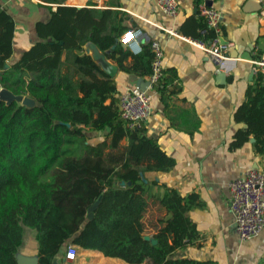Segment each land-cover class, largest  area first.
<instances>
[{"label":"trees","instance_id":"obj_1","mask_svg":"<svg viewBox=\"0 0 264 264\" xmlns=\"http://www.w3.org/2000/svg\"><path fill=\"white\" fill-rule=\"evenodd\" d=\"M64 1L44 0L56 10L48 5L49 20L35 23L38 39L14 59L15 21L0 5V87L36 101L28 107L0 100V264H18L19 248L31 231L38 264H52L56 255L64 260L70 237L79 248L129 263L150 257L154 264H216L167 258L198 235L187 215L192 198L143 179L146 171L170 170L175 159L142 127L131 128L121 118L115 80L82 49L91 41L109 50L107 58L121 69L143 76L151 72L150 43L134 54L112 36L110 10L78 9ZM212 35L203 20L198 39ZM129 56L131 68L122 64ZM106 128L104 137L88 142L86 131ZM259 130L257 149L264 152L258 136L264 127ZM155 186L163 192L155 195ZM101 193L87 219V208ZM150 197L168 215L158 219L155 244L141 236Z\"/></svg>","mask_w":264,"mask_h":264},{"label":"crops","instance_id":"obj_2","mask_svg":"<svg viewBox=\"0 0 264 264\" xmlns=\"http://www.w3.org/2000/svg\"><path fill=\"white\" fill-rule=\"evenodd\" d=\"M177 1L179 10L174 17L163 14L156 0H65L62 5L110 10L111 34L124 49L120 35L130 28L142 29L141 48L152 40L163 46L164 76L150 91L151 112L141 127L149 137L158 140L175 159V165L167 171H146L142 177L191 197L192 207L187 215L198 231L195 239L169 252L167 258L210 260L216 264H264V229L251 239L240 240L229 207V182L251 167H261L264 157V152L257 149L260 144L257 131L264 127V73L255 71L252 62L264 60V0L215 3L222 15L223 37L230 45L232 69L224 81L217 79L215 63L206 53L181 38L200 36L203 23L200 4L197 0ZM0 5L16 25L12 59L38 39L35 23L49 20L48 5L52 11L57 7L44 0H0ZM86 30L90 32L89 27H84ZM90 46V41L85 42L83 52L92 55ZM94 50L101 55V59L94 60L102 68L113 70L111 78L119 95L127 88H146L148 74L140 76L132 70H123L116 60L107 58L109 50L104 52V57L99 48ZM122 64L131 68L132 57ZM90 132L104 137L108 129ZM99 136L89 143L100 140ZM258 136L264 143V133ZM121 142L127 144L126 139ZM156 192L161 194L163 189L155 186L153 193ZM167 216L152 197L147 198L142 238L150 242L154 239L156 243L158 219ZM35 234V231L27 233L19 248L20 264H38ZM55 260L57 264H154L150 257L141 263H129L79 247L75 259L66 261L57 256Z\"/></svg>","mask_w":264,"mask_h":264},{"label":"built area","instance_id":"obj_3","mask_svg":"<svg viewBox=\"0 0 264 264\" xmlns=\"http://www.w3.org/2000/svg\"><path fill=\"white\" fill-rule=\"evenodd\" d=\"M206 0L200 3L201 15L205 25L212 32V37L207 40L181 36L188 43L202 49L215 63L216 75L228 74L232 69L231 58L228 55L229 43L224 39L222 32V15L216 8L217 0H211L207 5ZM262 1V0H261ZM160 11L170 17L177 15L179 3L177 0H156ZM143 34L140 28H130L120 35L119 41L130 51L141 50L140 37ZM129 35L131 38H129ZM153 53L151 72L147 77L145 89L131 87L119 95V111L131 128H139L149 117L151 112L150 100L153 90L164 76L163 71V46L157 41H150ZM255 71L264 73V60H254ZM229 207L234 217L235 232L240 240H248L257 236L264 229V157L261 167H251L243 174L229 182ZM78 246L67 243L64 259H75Z\"/></svg>","mask_w":264,"mask_h":264},{"label":"water","instance_id":"obj_4","mask_svg":"<svg viewBox=\"0 0 264 264\" xmlns=\"http://www.w3.org/2000/svg\"><path fill=\"white\" fill-rule=\"evenodd\" d=\"M205 3L207 5H211L212 4V1L211 0H206ZM91 42V41H90ZM92 46H90L91 48H93V53H91L92 55H90L89 53H87L88 55L91 56V58L94 60V59H101V55H97V53L95 52L94 48H96L98 50V48L96 47V45L91 42ZM86 48V47H85ZM87 50V49H86ZM88 51V50H87ZM89 52V51H88ZM102 57H104L105 53L102 52ZM95 61V60H94ZM96 62V61H95ZM97 63V62H96ZM98 64V63H97ZM99 65V64H98ZM108 65V64H107ZM101 67V66H100ZM102 68V67H101ZM109 76L112 77V75L114 74L113 70H108L106 68H102ZM217 79L219 81H224L225 79V74L224 73H219L217 75ZM0 100H3L5 101L6 104H9L13 101L19 103V101L21 102V105H24V106H28V107H31V106H34L36 105V101L31 98L30 96L28 95H16L14 94L13 92H11L9 89L5 88V87H0ZM101 198H102V193L93 201V203L91 205H89V207L87 208V213H86V217L87 219H90L92 218L93 216V212L94 210L96 209V207L98 206L99 202L101 201ZM146 239H150L149 236H145ZM152 243H155V240L152 239L151 240ZM67 243H72V237L68 238L67 239ZM17 256H19V253L17 254ZM57 256H60V255H56L54 258H53V261H52V264H57L56 263V257ZM61 258V256H60ZM17 261H18V258H17ZM18 264L19 261H18Z\"/></svg>","mask_w":264,"mask_h":264},{"label":"rangeland","instance_id":"obj_5","mask_svg":"<svg viewBox=\"0 0 264 264\" xmlns=\"http://www.w3.org/2000/svg\"><path fill=\"white\" fill-rule=\"evenodd\" d=\"M33 1H36V0H33ZM18 104H21V102L19 101V103ZM86 133V135H87V137H88V142H90L91 143V141H93V138H97L98 136H99V134H95V136H93L94 134L93 133H91L90 131H86L85 132ZM100 133H102V132H100ZM100 138L102 137V135H100L99 136ZM123 144V142H121V145ZM155 195H157L158 193L156 192V193H154ZM144 231V230H143ZM67 261V260H66Z\"/></svg>","mask_w":264,"mask_h":264},{"label":"snow or ice","instance_id":"obj_6","mask_svg":"<svg viewBox=\"0 0 264 264\" xmlns=\"http://www.w3.org/2000/svg\"><path fill=\"white\" fill-rule=\"evenodd\" d=\"M129 38H131V36L129 35Z\"/></svg>","mask_w":264,"mask_h":264}]
</instances>
